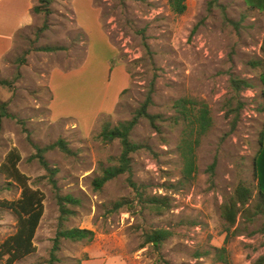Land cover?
<instances>
[{
	"label": "rangeland",
	"instance_id": "rangeland-1",
	"mask_svg": "<svg viewBox=\"0 0 264 264\" xmlns=\"http://www.w3.org/2000/svg\"><path fill=\"white\" fill-rule=\"evenodd\" d=\"M92 3L117 53L100 37L89 0H32L33 7L48 13L32 11V24L16 35L13 49L0 61V81L8 82L0 85V103L6 102V111L16 117L1 121L0 164L15 150L18 170L44 196L35 251L14 264L48 262L60 212L47 173L33 156L35 146L60 138L72 154L53 149L43 158L56 170L59 193L80 202L67 206L74 214L63 226L91 230L94 239L89 244L61 240L55 264H220L205 254L224 242L220 205L238 180L252 181L264 128V82L257 65L264 59V0H185L182 15L170 11L168 0ZM45 46L63 49L38 51ZM231 78L252 86L234 92ZM150 88L148 112L162 121L156 131L140 119L131 140L145 148L130 156L133 180L144 193L171 200V210L160 217L141 212L126 175L100 191L91 186L121 152L118 140L98 139L102 126L132 118ZM183 96L205 102L214 123L197 148L196 177L185 184L178 182L180 127L170 119L172 101ZM213 161L211 175L207 168ZM8 182L0 174V202L19 198L20 189ZM122 198L133 207L109 211ZM263 225L264 217L238 218V234L226 244L230 264H252L264 255V233L258 232ZM158 228L172 236L158 249L141 247L144 234ZM15 229L16 216L0 207V243Z\"/></svg>",
	"mask_w": 264,
	"mask_h": 264
},
{
	"label": "trees",
	"instance_id": "trees-1",
	"mask_svg": "<svg viewBox=\"0 0 264 264\" xmlns=\"http://www.w3.org/2000/svg\"><path fill=\"white\" fill-rule=\"evenodd\" d=\"M50 0H39L40 3L48 4ZM217 0H213L216 2ZM170 11L175 15H182L186 10L185 0H168ZM34 13L45 12L48 10L35 6L32 8ZM63 48L58 46H45L39 48L38 51L56 52ZM262 67L261 76L264 82V59L257 62ZM231 88L234 92L250 88L252 84L246 79L231 78ZM0 85H8L6 81H0ZM152 88H150L144 101L136 109L134 115L129 120L120 121L115 126L106 123L102 126L98 139L104 143H111L118 140L121 146V152L114 165L102 167L100 174L92 178L91 186L94 191H100L105 184L111 180L126 175L128 186L132 189L137 203L141 207V212L146 211L148 214L160 217L167 211L171 210V200L165 195L145 194L143 185L137 184L133 180V171L131 165V154L144 149L140 143L131 140V133L139 123L140 119L148 121L149 125L156 131H159L157 122L162 121L160 116L152 115L148 112V108L153 104ZM126 90L122 91V94ZM264 100V89L261 93ZM6 102L0 103V129L3 118L16 119V117L6 111ZM171 116L172 124L180 127L179 141L176 146L177 153L182 162L180 171L181 184L191 183L194 181L197 173V155L196 151L200 144L201 138L206 135L213 127V119L210 114L208 105L198 99L188 96L179 97L172 101ZM264 128L260 132L259 144L260 148L252 160V181L240 179L234 186L232 193L225 197L220 205L219 218L223 224V233L225 238L220 248L212 247L211 251L205 252L206 255L212 254L213 261L220 264H230L229 253L226 248L229 236L238 234L236 228L239 217L247 222H253L258 217H264ZM59 149L64 154H72L64 139H58L53 143L40 148L35 146L37 158L40 165L47 173V181L55 191V197L59 206V218L55 236L52 239V246L49 253L47 264H55L59 262L57 252L60 249V241L68 240L72 242L91 243L94 239V233L88 229L80 228H64L63 223L71 215L74 214L68 205H79V200L70 194L61 195L58 191L54 175L56 170L49 167L43 154L46 151ZM20 156L15 150L7 153L5 160L0 164V174L9 181L7 185L15 184L20 189L19 198L10 202H0V207L11 211L16 216L15 232L5 238L0 243V260H4L5 264H14L24 259L35 251L33 239L38 228L39 222L43 215V194L38 189H33L28 184V178L23 175L17 168ZM215 161L207 168L209 174H213ZM131 209L132 202L126 198L119 199L111 204L109 211L118 210L122 207ZM264 233V225L258 230ZM172 236V232L168 229H153L144 234V245H151L159 248L164 241ZM197 257H200L197 255ZM76 264H81L79 261ZM252 264H264V255L255 259Z\"/></svg>",
	"mask_w": 264,
	"mask_h": 264
},
{
	"label": "crops",
	"instance_id": "crops-1",
	"mask_svg": "<svg viewBox=\"0 0 264 264\" xmlns=\"http://www.w3.org/2000/svg\"><path fill=\"white\" fill-rule=\"evenodd\" d=\"M89 4V10L95 14L94 19L100 37L103 38L111 51L116 52L115 47L112 46L108 40V35L101 24L100 14L93 6L92 0H89ZM32 8V0H0V61L13 49L16 35L32 24ZM80 31L82 32V30ZM52 81L53 76H49L48 85L52 84Z\"/></svg>",
	"mask_w": 264,
	"mask_h": 264
}]
</instances>
